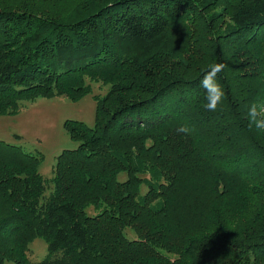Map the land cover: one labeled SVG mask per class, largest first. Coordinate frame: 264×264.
Returning a JSON list of instances; mask_svg holds the SVG:
<instances>
[{"label": "trees", "instance_id": "16d2710c", "mask_svg": "<svg viewBox=\"0 0 264 264\" xmlns=\"http://www.w3.org/2000/svg\"><path fill=\"white\" fill-rule=\"evenodd\" d=\"M98 81L93 123L63 122L78 145L47 195L40 159L0 141V264H264V130L247 118L264 103V0H0V116Z\"/></svg>", "mask_w": 264, "mask_h": 264}, {"label": "rangeland", "instance_id": "374dc122", "mask_svg": "<svg viewBox=\"0 0 264 264\" xmlns=\"http://www.w3.org/2000/svg\"><path fill=\"white\" fill-rule=\"evenodd\" d=\"M69 5L77 0H65ZM74 1V2H73ZM73 2V3H72ZM92 93L73 102L64 97L37 98L34 102L24 104L17 114L0 116V141L19 146L22 152L36 155L40 159L38 171L45 179L47 195L52 189L50 179L56 157L64 149H74L78 141L69 137L63 126L66 119H75L91 125L95 116V101L92 95L103 96L108 86L100 81L91 82ZM126 173L121 172L118 180H124ZM147 187H141V193ZM93 213L92 207L87 208ZM128 237H134L131 229H126ZM31 262L41 260L47 253L46 243L42 238H35L29 244ZM4 264H14L6 261Z\"/></svg>", "mask_w": 264, "mask_h": 264}, {"label": "clouds", "instance_id": "9594fccd", "mask_svg": "<svg viewBox=\"0 0 264 264\" xmlns=\"http://www.w3.org/2000/svg\"><path fill=\"white\" fill-rule=\"evenodd\" d=\"M224 68L225 65L223 63L213 62L209 64L203 79L200 81V86L205 92L206 103L204 107L208 111L215 112L224 96L222 86L216 79L217 75L221 73ZM247 118L250 130L253 127L258 130H264V103H252L248 107ZM176 131L187 136L191 133L192 129L188 125L183 124L179 126Z\"/></svg>", "mask_w": 264, "mask_h": 264}]
</instances>
